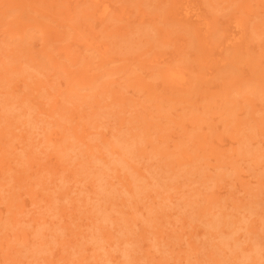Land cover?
<instances>
[{
    "label": "rangeland",
    "instance_id": "rangeland-1",
    "mask_svg": "<svg viewBox=\"0 0 264 264\" xmlns=\"http://www.w3.org/2000/svg\"><path fill=\"white\" fill-rule=\"evenodd\" d=\"M0 264H264V0H0Z\"/></svg>",
    "mask_w": 264,
    "mask_h": 264
}]
</instances>
